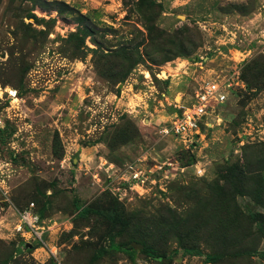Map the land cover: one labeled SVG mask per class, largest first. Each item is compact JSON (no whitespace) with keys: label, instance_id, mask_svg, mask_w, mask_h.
Returning a JSON list of instances; mask_svg holds the SVG:
<instances>
[{"label":"rangeland","instance_id":"obj_1","mask_svg":"<svg viewBox=\"0 0 264 264\" xmlns=\"http://www.w3.org/2000/svg\"><path fill=\"white\" fill-rule=\"evenodd\" d=\"M0 264H264V0H0Z\"/></svg>","mask_w":264,"mask_h":264},{"label":"built area","instance_id":"obj_2","mask_svg":"<svg viewBox=\"0 0 264 264\" xmlns=\"http://www.w3.org/2000/svg\"><path fill=\"white\" fill-rule=\"evenodd\" d=\"M233 81L230 79L221 82H209L204 87L196 91L193 96V101L189 106L183 108L181 113L174 117L170 124L165 128V134H173L176 138L180 139L183 143L187 145H194L195 135L200 130V122L204 116H206L210 110L216 104H224L227 101L228 93L233 88ZM158 170L164 167H158ZM130 173L129 182L133 188L137 187L143 190L147 178L142 175L140 171L134 170L133 167L127 169ZM34 204L31 203L30 207L19 211V230H24L23 234L27 235V238L32 239L37 244L45 246V241L43 239L44 233L46 231L45 226L41 223L40 216L34 210Z\"/></svg>","mask_w":264,"mask_h":264},{"label":"crops","instance_id":"obj_3","mask_svg":"<svg viewBox=\"0 0 264 264\" xmlns=\"http://www.w3.org/2000/svg\"><path fill=\"white\" fill-rule=\"evenodd\" d=\"M85 2L87 1V2H89V0H84ZM89 4H92V3H89ZM192 101H193V97H192ZM192 101L189 103V105L192 103ZM189 105H187V106H189ZM221 105V104H220ZM183 108H186V106H182ZM181 107V108H182ZM182 108V109H183ZM217 108V104L216 105H214V107L210 110V112L206 115V116H204L203 118H202V120H201V122H200V130L198 131V133L195 135V138L193 139V140H195L194 142H196V141H198V139H199V137H200V131H201V127H202V125L203 124H206L207 126H210V124L207 122L206 123V121H207V117L208 116H210V115H213V112L215 111V109ZM182 109L179 111V113H177V114H175V116H177V115H179L180 113H181V111H182ZM174 116V117H175ZM174 117L172 118V119H170V121H168L169 123L168 124H170V122L174 119ZM180 140V139H179ZM29 239V238H28ZM40 250H43V251H45V249H43L42 247L41 248H37L36 249V251L38 252V251H40ZM36 252V253H37Z\"/></svg>","mask_w":264,"mask_h":264},{"label":"trees","instance_id":"obj_4","mask_svg":"<svg viewBox=\"0 0 264 264\" xmlns=\"http://www.w3.org/2000/svg\"><path fill=\"white\" fill-rule=\"evenodd\" d=\"M63 6H66V5H64V4H62ZM58 12H60L59 10H58ZM33 17V16H32ZM36 20H37V18L36 17H34ZM34 204V203H33ZM34 206H35V204H34ZM38 215H39V213H38ZM116 216H118L117 214H115ZM40 216V215H39ZM144 252H146V253H148V254H150V255H152V257H158L156 254H155V252L152 250V249H150V248H145L144 249Z\"/></svg>","mask_w":264,"mask_h":264},{"label":"water","instance_id":"obj_5","mask_svg":"<svg viewBox=\"0 0 264 264\" xmlns=\"http://www.w3.org/2000/svg\"><path fill=\"white\" fill-rule=\"evenodd\" d=\"M140 248H142V246H139Z\"/></svg>","mask_w":264,"mask_h":264},{"label":"bare ground","instance_id":"obj_6","mask_svg":"<svg viewBox=\"0 0 264 264\" xmlns=\"http://www.w3.org/2000/svg\"><path fill=\"white\" fill-rule=\"evenodd\" d=\"M147 75V74H146Z\"/></svg>","mask_w":264,"mask_h":264}]
</instances>
